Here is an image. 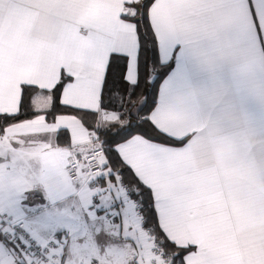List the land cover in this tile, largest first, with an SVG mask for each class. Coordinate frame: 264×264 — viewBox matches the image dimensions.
I'll list each match as a JSON object with an SVG mask.
<instances>
[{"label":"snow or ice","instance_id":"1","mask_svg":"<svg viewBox=\"0 0 264 264\" xmlns=\"http://www.w3.org/2000/svg\"><path fill=\"white\" fill-rule=\"evenodd\" d=\"M0 264H264V0H0Z\"/></svg>","mask_w":264,"mask_h":264}]
</instances>
